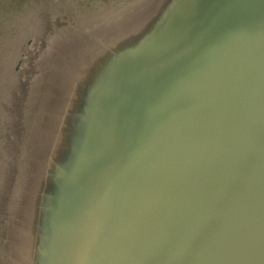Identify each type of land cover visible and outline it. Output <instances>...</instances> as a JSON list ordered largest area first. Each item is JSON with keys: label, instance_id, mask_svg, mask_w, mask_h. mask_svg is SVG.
I'll return each mask as SVG.
<instances>
[{"label": "water", "instance_id": "95a60500", "mask_svg": "<svg viewBox=\"0 0 264 264\" xmlns=\"http://www.w3.org/2000/svg\"><path fill=\"white\" fill-rule=\"evenodd\" d=\"M152 20L101 109L78 114L92 156L52 164L53 225L86 231L57 264H264V0H170ZM25 91L19 73L6 187Z\"/></svg>", "mask_w": 264, "mask_h": 264}, {"label": "rangeland", "instance_id": "374dc122", "mask_svg": "<svg viewBox=\"0 0 264 264\" xmlns=\"http://www.w3.org/2000/svg\"><path fill=\"white\" fill-rule=\"evenodd\" d=\"M168 1L0 0L4 146L19 73L26 90L18 187L16 179L6 187L13 172L6 176L3 171L6 153L0 145V264H57L58 245L69 246L74 240L77 247L83 239L85 227L77 235V228L53 225L50 193L65 182L56 180L61 174L52 164L65 157L64 165L71 167L83 150L86 157L92 156L85 149L86 122L78 114L101 109L103 94L115 89L111 79L123 72V55L147 44V28ZM171 6L176 12V3Z\"/></svg>", "mask_w": 264, "mask_h": 264}]
</instances>
